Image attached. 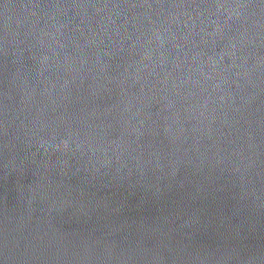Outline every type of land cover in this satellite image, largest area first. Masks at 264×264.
Listing matches in <instances>:
<instances>
[{
  "label": "water",
  "instance_id": "95a60500",
  "mask_svg": "<svg viewBox=\"0 0 264 264\" xmlns=\"http://www.w3.org/2000/svg\"><path fill=\"white\" fill-rule=\"evenodd\" d=\"M0 264H264V0H0Z\"/></svg>",
  "mask_w": 264,
  "mask_h": 264
}]
</instances>
